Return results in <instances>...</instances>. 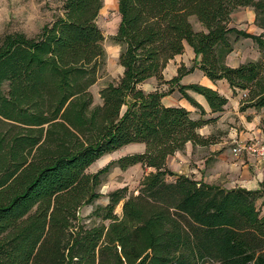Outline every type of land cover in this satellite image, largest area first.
I'll use <instances>...</instances> for the list:
<instances>
[{
	"label": "trees",
	"instance_id": "obj_1",
	"mask_svg": "<svg viewBox=\"0 0 264 264\" xmlns=\"http://www.w3.org/2000/svg\"><path fill=\"white\" fill-rule=\"evenodd\" d=\"M117 6L112 40L121 47L123 71L99 91L98 105L90 87L104 58L95 23L102 0H63L62 16L35 36L13 33L0 43V264H264V215L256 208L259 198L264 206V184L247 190L182 175L166 181L174 176L168 157L187 143H213L199 134L210 120L166 107L163 93L141 89L150 79L164 83L167 64L187 45L199 57L194 68L244 93L240 111L264 108V33L228 27L232 13L251 7L264 32V0H117ZM232 34L250 39L260 58L226 66ZM188 73L180 67L165 84L178 86L201 115L188 91L210 113L223 112L227 99L216 90L178 85ZM130 144L144 151L87 173ZM134 165L152 170L138 194L113 192L90 213L100 224H81L79 210L100 197L102 177Z\"/></svg>",
	"mask_w": 264,
	"mask_h": 264
},
{
	"label": "rangeland",
	"instance_id": "obj_2",
	"mask_svg": "<svg viewBox=\"0 0 264 264\" xmlns=\"http://www.w3.org/2000/svg\"><path fill=\"white\" fill-rule=\"evenodd\" d=\"M62 5L63 0H0V43L2 39L8 34L22 33L28 37L35 36L44 25H50L62 16ZM247 8H241L235 11V15L239 17L238 21H240L242 17H244L245 21V18L247 16ZM249 8L253 9L251 7ZM119 21L120 16L118 13L117 0H102V8L98 13L95 23L103 36L102 47L104 50V58L97 72V80L95 84L90 87V92L93 98V105H98L101 103L98 94L99 91L109 83H117L122 75L123 70L118 64V56L121 51V47L118 44H115L112 40L113 36L116 34ZM192 24L194 29L198 30L199 26L194 19H192ZM229 39L232 44V48L234 47V45H236L235 47L239 48L241 46L244 50L250 51L253 47V42H251L250 39L245 40L247 38L242 37L236 38L234 34L230 35ZM249 55L251 58V51L249 52ZM184 59L186 60L185 57ZM186 62L188 63V66L186 67L182 63L178 65L177 70L180 67H184L189 71L186 77H184L186 79L182 81V78L179 81L178 85H201L200 82L202 81L203 77L204 79H208L205 78L201 71L194 68L195 63L193 62V60L188 58ZM175 76H172L170 79H168V74L167 76H165L163 72L164 83L158 84L155 79H150L143 85H141V89L147 92L151 90H157L163 93L165 95L163 97L164 103L176 106L187 105L188 107H193L195 112L192 115L190 113L193 119H209L210 122L205 125L208 127L207 129H209L208 135L206 137L210 138L213 143H223V148H221L219 152H223L224 159L227 163L233 162L235 157L231 153L232 142L229 138V134L231 132L230 128L232 127L236 128V130H241L240 126L237 123L238 118L235 116L234 122H229L228 120L218 122V115L220 113H209V116H207V113L201 115L199 109L191 105L190 102H188L181 96V94L178 92V86L170 88L168 84H165L166 81L171 80ZM242 94L243 93L240 91L238 92V94H234L235 96H237V98H239V109L240 101L243 99ZM188 95L192 99H194L191 96L194 95V93L188 91ZM194 101L196 100L194 99ZM143 151L144 149L142 148V144L127 145L97 160L88 168L87 173H95L99 169L105 167L109 162L115 161L120 157L125 156V154L131 155L138 152L142 153ZM210 155L214 154L210 153ZM215 159L216 158H214L213 156L208 157L205 161V165L209 166L213 161H215ZM134 166L129 167L125 170H121L118 167H112L109 172L102 177V183L97 189L100 197L95 200L92 205L83 206L79 210V218L81 224H84L86 227H92L100 224L99 220L89 217L90 213L97 206H105L109 201V196L113 192L122 190L124 191L126 198L129 196H136L138 194L140 183L143 177L146 176L151 169L141 165ZM176 177V174L171 177L167 176L166 181L172 182ZM262 200V198L257 199L256 208L259 210L261 215H264L261 208L263 206L261 204ZM122 202L123 201H121L115 207V214H117L118 216L121 215ZM203 264L216 263L206 262Z\"/></svg>",
	"mask_w": 264,
	"mask_h": 264
},
{
	"label": "crops",
	"instance_id": "obj_3",
	"mask_svg": "<svg viewBox=\"0 0 264 264\" xmlns=\"http://www.w3.org/2000/svg\"><path fill=\"white\" fill-rule=\"evenodd\" d=\"M246 14L247 16L245 21L244 17L238 21L239 17L235 15V12L232 13L228 27L235 28L238 31H243L250 35L262 36L264 33L263 30L255 24L256 16L254 10L248 7ZM252 44L253 47L250 50L251 58L249 55V50H244L241 46L238 48L235 47L236 45H234L232 51L225 58V65L230 68H236L241 64L257 61L260 58V54L256 48V45H254V43ZM184 57L186 60L188 58L193 60L195 64L199 62V57H195L192 49L186 45L184 48V53L182 55L175 56L167 64L164 70V75L167 76L168 74V79L176 75L178 65L181 63L185 67L188 66V63ZM184 77L182 81L186 79ZM200 84L207 88L216 90L220 95L227 99V104L224 107V111L218 115V122H223L224 120L234 122L235 116L238 118L237 123L241 130H236L234 127L230 128L231 132L229 134V138L232 143L234 141L247 142L251 140L264 142V108H247L245 111H240L239 98L233 94V91L229 88L225 80H220L213 83L208 79H204L203 77ZM235 93L238 94V91ZM191 96L200 106H202L205 113H207V116H209L210 110L205 100L196 94ZM162 103L166 107H182L190 112L191 115L195 112L194 108L191 106H176L164 103V98H162ZM207 128V126H203L199 130L201 136L206 137L208 135L209 129ZM142 148L144 149L143 144ZM221 148H223V143L221 142L212 143L205 147L192 146L190 143H187L183 151L177 152L173 156L167 158L166 168L172 173L176 174V176H186L195 181H202L209 185L221 186L225 189L240 187L247 190H258L260 185L262 183L264 184V162L245 156H240L235 157L233 162L227 163L224 159L223 152H219ZM210 153L214 155H210ZM207 156H213L216 158L215 161H213L209 166L205 165V161L208 158ZM261 208L262 213L264 214V206Z\"/></svg>",
	"mask_w": 264,
	"mask_h": 264
},
{
	"label": "built area",
	"instance_id": "obj_4",
	"mask_svg": "<svg viewBox=\"0 0 264 264\" xmlns=\"http://www.w3.org/2000/svg\"><path fill=\"white\" fill-rule=\"evenodd\" d=\"M244 97V93L242 94ZM231 153L234 157L246 156L264 162V142L258 141H234L231 147Z\"/></svg>",
	"mask_w": 264,
	"mask_h": 264
}]
</instances>
